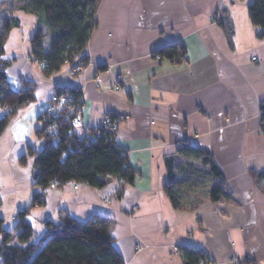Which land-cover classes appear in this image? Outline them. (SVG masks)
Returning <instances> with one entry per match:
<instances>
[{
	"label": "crops",
	"instance_id": "obj_1",
	"mask_svg": "<svg viewBox=\"0 0 264 264\" xmlns=\"http://www.w3.org/2000/svg\"><path fill=\"white\" fill-rule=\"evenodd\" d=\"M252 1L100 0L84 49L88 66L75 75L71 64L64 63L44 76L42 64L29 58L34 14H0V21L9 16L19 23L4 44L9 83L14 88L21 79L37 83L34 100L14 112L0 135V218L5 227L12 228L17 212L42 192L44 204L31 206L27 214L37 237L45 220L58 222L63 213L78 221L98 214L111 219L114 245L125 264H184L173 245L200 248L210 264H228L233 256L264 264V181L255 183L251 175L264 168L259 129L264 32L259 35L249 19ZM6 2L0 0V6ZM220 9L227 10L232 23V45L214 20ZM171 43L184 46L185 59H156L155 51ZM56 87L83 89L82 119L89 129L106 114L121 117L115 139L135 171L132 183L122 189L112 180L102 188L78 183L42 191L33 185V161L43 146L34 131ZM184 141L210 153L231 198L172 206L164 191L166 159L172 157L177 179L179 162L193 163L173 155ZM28 149L35 155H27ZM188 176L194 177L190 172L182 180ZM209 177L206 172L202 195L196 183L182 188L181 181L175 184L178 195L206 197L215 183ZM117 192L118 198L101 201ZM136 244L142 245L138 251Z\"/></svg>",
	"mask_w": 264,
	"mask_h": 264
},
{
	"label": "trees",
	"instance_id": "obj_2",
	"mask_svg": "<svg viewBox=\"0 0 264 264\" xmlns=\"http://www.w3.org/2000/svg\"><path fill=\"white\" fill-rule=\"evenodd\" d=\"M99 1L8 0L6 8L0 7V14L21 10L36 16L37 25L29 38L28 56L41 63L43 75L49 76L64 63L71 64V68L88 66L84 49L95 25ZM247 9L252 25L260 35L264 32V0H253ZM214 20L223 28L232 45L233 28L227 10L220 9ZM18 24L16 18L5 17L0 27V135L14 112L34 100L37 87L36 82L21 79L20 87L14 88L5 72L9 63L3 58L4 44L9 30ZM155 55L179 63L185 59V48L181 43H171L157 49ZM103 68L100 66L99 70ZM55 92L66 93L80 104L82 94L78 88L56 87ZM39 119L41 124L34 133L43 141V146L33 161V185L41 191L50 186L61 187L68 182L102 188L116 180L121 189L132 183L135 171L130 167L127 151L116 143L113 133L101 130L99 134L85 137L73 129L70 121L61 117L42 113ZM259 129L264 136V100L259 103ZM27 155H35V152L28 149ZM173 155L198 162L200 168L205 167L206 171L196 170L205 174L196 172L199 177L195 173L192 178H184L188 180V188L197 182L205 184L202 177L207 172L215 183L208 189L205 200L215 202L232 197L210 153L184 141ZM25 159L23 155L19 161L24 163ZM166 166L168 180L164 184V191L172 206L182 209L201 203L205 197L178 195L180 187L175 188V184L179 178L176 179L173 172L172 157L166 159ZM251 175L255 183L264 181V168L252 171ZM199 187L196 188L199 189L198 196L204 191L203 185ZM116 195L118 198L119 192ZM43 204V193H35L30 205L17 212L14 226L10 229L5 227L4 220L0 218L1 264H125L114 245L112 221L103 215L97 214L89 220L78 221L63 213L58 222L45 220L42 234L32 241L35 231L27 214L31 206ZM177 248L184 264L208 263V257L198 247Z\"/></svg>",
	"mask_w": 264,
	"mask_h": 264
},
{
	"label": "built area",
	"instance_id": "obj_3",
	"mask_svg": "<svg viewBox=\"0 0 264 264\" xmlns=\"http://www.w3.org/2000/svg\"><path fill=\"white\" fill-rule=\"evenodd\" d=\"M156 59H160L158 55H155ZM86 71V67H73L71 68V74L75 75L77 73H83ZM121 81V76H116L115 77V82ZM115 83L114 88L118 89L119 85ZM81 94L83 92V89H79ZM82 104V98L80 100V104L72 99V97L66 93H60V92H53L51 95L49 101L46 103L42 113L44 114H52L55 115L57 118L61 117L66 121H70L72 124L73 129H76L80 131L85 137H90L93 133L94 134H99L101 130L105 132H111L116 136V132L118 129L119 121L121 119L120 116H113L110 114H106L102 117L100 124L94 128V129H89L87 128L84 123H83V110L81 107ZM41 113V114H42ZM66 184H73L76 186L78 183H72L68 182ZM117 198V195H111V196H103L101 198V201L103 203H108L111 199ZM141 248V245H135L134 250L138 251ZM177 247H174V250H176ZM209 264V260H207ZM228 264H247V262L238 257V256H233L231 257L228 261ZM204 264V263H202Z\"/></svg>",
	"mask_w": 264,
	"mask_h": 264
},
{
	"label": "rangeland",
	"instance_id": "obj_4",
	"mask_svg": "<svg viewBox=\"0 0 264 264\" xmlns=\"http://www.w3.org/2000/svg\"><path fill=\"white\" fill-rule=\"evenodd\" d=\"M7 3V2H6ZM6 3L4 4V5H2V6H0V7H3V8H6ZM12 12V11H11ZM10 13V12H9ZM4 14H6V13H4ZM3 14V15H4ZM7 15V14H6ZM9 17V16H8ZM4 18H5V16H4ZM1 24H2V19H1V21H0V27H1ZM192 164V165H191ZM179 165H180V167H179V169H178V171L177 172H182V173H179L180 175L178 176V178L179 179H181V180H179V181H181L180 183H183L184 185H183V187L182 188H188L187 186H186V184H187V182L188 181H186V180H182V178H183V176L182 175H188L190 172H194V173H192V175H194L195 176V173L196 172H199V171H196V170H199L200 169V171L202 170L201 168H200V164L198 163V162H193V163H188V162H179ZM200 173V175H202V174H205V173H202V172H199ZM202 173V174H201ZM185 175V176H186ZM196 176L197 177H199V175H197V173H196ZM203 178V180H204V177H202ZM210 178V177H209ZM207 179H208V177H207ZM204 183L203 182H197L196 183V185L195 186H199V185H203ZM211 186V185H210ZM204 187V186H203ZM193 188V187H192ZM205 199H206V197L204 198V199H202L201 200V203L202 202H204L205 201ZM0 238H1V235H0ZM39 237H37V235H34L33 236V238H32V241H36L37 239H38ZM136 245H141V244H136ZM142 246V245H141ZM174 247H177V246H175V245H173V251H174V253L175 254H179L178 252V248L176 249V250H174Z\"/></svg>",
	"mask_w": 264,
	"mask_h": 264
}]
</instances>
